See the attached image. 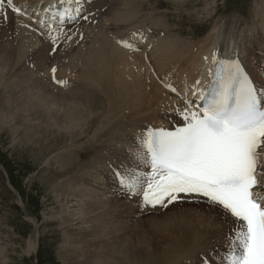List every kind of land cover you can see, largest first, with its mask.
Segmentation results:
<instances>
[{"label":"bare ground","instance_id":"6f19581e","mask_svg":"<svg viewBox=\"0 0 264 264\" xmlns=\"http://www.w3.org/2000/svg\"><path fill=\"white\" fill-rule=\"evenodd\" d=\"M104 1L13 0L16 7H19L25 13L21 16L16 15L18 22L16 24L17 31L14 34L19 38L16 65L21 68L19 64L24 61L26 55L32 56L38 62H36L38 69L43 70L46 65V71L40 75L41 77H37L40 81L45 79L46 87L41 82L37 84L40 90L49 97L41 103H38L34 96L20 98L17 108L14 111L10 110L4 120H10V123L22 127L25 137L29 141H34L36 137L39 142L45 139L48 146L50 144L53 145L55 140L58 143L62 131H66L68 136H71L70 138L75 144L74 146H76L81 142L79 138L94 127L101 134L100 137L108 135L112 140L110 148L95 151V158L84 164L79 162L78 158L80 156H77L74 150H72L71 155L63 152L57 154L56 151H51V157L47 165L48 167H53V170H58V174L60 176L63 175L60 179L64 178L65 180L64 182H59V179H57L58 182L54 183L51 179L48 187L52 192L57 191L64 195V209L61 212L65 216L62 224L66 225L64 232L66 242L75 240L82 247L84 242L82 243L81 241L85 239H77L76 236H85L87 241L90 238L91 241H88V243L94 245L91 247L96 248V250L93 248L97 252L96 254L106 259L105 263L98 257L102 264H170L171 262H174L173 264H194L199 258V253L206 246L205 241H198V244L196 241L193 251L191 248H185L184 252L177 246L176 249L174 247H166L167 252L157 250L155 253L148 255L145 261L142 260L140 262L134 259L135 255H137V252H133L135 249L132 251L131 247L130 249L122 247L124 250L121 251L119 249L120 243L129 237L123 236L131 229L129 220L131 214L128 211L134 210L135 214H138V211L143 212V209L139 206V208L134 207L136 204L124 198L118 178V181L116 179L111 180L108 175H102L101 171L93 170L91 174L87 171L94 166L93 169L103 168L102 164H106V154L111 149L106 161H112L116 164L120 161V156H122L121 161L125 165L123 169L132 170L136 167L138 173H150V170L147 172L143 170L141 161L137 158L138 153L143 151L140 147L142 137L149 128H164L171 131L183 126L185 122L180 113L189 108L190 101H194L193 109L197 107V103L202 100L204 94L212 87L215 79L212 73L220 69V66L213 62L214 54L219 60L230 61L238 58L257 86H264V78L257 62V52L259 50L253 44L248 43L250 33L260 37L264 42V14H261L264 11H259V14H257L258 10L255 11V16L257 17L254 20L257 26L255 30L250 31V25H248L247 21H242L241 17L222 18L219 20L221 22L212 28L204 40L196 45L190 44L186 48L189 49L188 51L184 50L179 53L178 49L184 47V45L181 41L173 40L170 36L163 39L160 38V42L156 40L157 38L142 36V41L140 39L137 40V45L135 46L139 50L125 48L122 42L127 41L133 44L132 28L141 25L138 13H133V10L136 9L133 7L136 5L140 6L141 0H117L116 6L113 8L111 5L109 10L106 11L105 17H102L101 8H104L108 3H112V0H108L106 4H103ZM65 3V8L72 10L74 18L69 23H65L67 21L64 20L63 25L65 26L60 27L63 25H60L59 21L53 22L52 13L60 12L63 8L62 5ZM57 19L55 17V21ZM227 19L230 20L225 22ZM41 20L45 22L43 26H41ZM94 20L98 24L97 30L88 35L89 41L87 44H82L77 48L71 44H66L53 51L44 42L36 46V38L40 36L37 35L36 37L30 30V27L36 29L38 34L41 33L43 35L44 39L52 41L49 38V31L51 30L52 35L57 36V40H59L62 39L63 34L67 35L84 30L86 25L91 22L94 23ZM75 22L81 24L79 28L71 27L75 25ZM152 41L153 43L155 42V48L150 47ZM62 42L60 41L59 44ZM34 47L36 50L39 49V51H35ZM149 47L151 52H143L144 48L148 49ZM33 50L36 52L37 58L34 57V54L32 55ZM0 54H2L3 60L1 62L0 57V63L3 64L6 61V54L4 52H0ZM62 55H66L67 58L59 59ZM144 56L146 58L151 56L150 60L154 61L153 65L155 66L153 70L145 62ZM173 56H187L189 61L184 57L180 60ZM60 60H62L60 65L53 67L58 69L56 73L57 79L69 82L67 87L54 83L52 72L49 70L50 65ZM44 75L46 78H44ZM198 81L199 83H197ZM72 85H74L73 89H71ZM172 89H175V91H172ZM26 101H29V103L24 109ZM28 113L30 119H28ZM172 118L175 119V122L172 121V124H168ZM113 143L116 144L117 148L113 146ZM67 146L66 144L64 147ZM118 149H120V152ZM142 161L147 164L146 160L142 159ZM75 172H77V175L67 176ZM80 172L82 173L80 174ZM88 177L89 181L86 183L85 180ZM113 181L114 183L111 184ZM81 184H85L84 187H87V192L93 190L88 195L97 194V197L102 200H84V196H79L82 188L78 191V187ZM109 197L110 199L108 200ZM198 198L206 201L205 198ZM184 200H188V197H185ZM126 206L128 208L126 213L128 218L125 219L126 209L124 207ZM207 209L210 212H207ZM151 211H156V209ZM204 211L207 213H201L200 218L196 213L200 221L199 226H201V221H203L202 224L208 226H212L215 223L217 230H226L230 226L231 228L235 226V228L239 229V222L230 214L218 210L216 206H211L206 202ZM78 215L80 218H78ZM90 217L92 219H100V223H95L93 226L90 225L92 226L90 229L84 230L80 228L81 224ZM125 224H129V226L124 227L123 225ZM73 226L79 227V229H74L75 227L73 228ZM195 226H197L196 223L190 222L185 227L188 231L183 235L178 232V237L174 240L185 242L184 240L193 239L198 234L197 232L195 233ZM210 230L214 231L212 227H210ZM210 230L207 231L208 235H211ZM114 238H116L115 242ZM131 242L133 241L131 240ZM125 243L121 244L124 246ZM87 247L86 245V249ZM36 248L37 244L35 241H29L27 253L34 252ZM76 248L75 254L78 249ZM200 248L201 251L199 250ZM189 251H192V253L190 252L191 255L187 254ZM145 252H139L140 256ZM79 255L81 257V254ZM100 261L98 260V262ZM73 262L70 263L72 264Z\"/></svg>","mask_w":264,"mask_h":264},{"label":"rangeland","instance_id":"374dc122","mask_svg":"<svg viewBox=\"0 0 264 264\" xmlns=\"http://www.w3.org/2000/svg\"><path fill=\"white\" fill-rule=\"evenodd\" d=\"M107 1L108 0H105L103 4H106ZM116 4L117 0H112V3L106 4L104 8L99 7L102 9V17H105V13L109 10L111 5L114 8ZM9 7L10 6H8L5 2L3 11L0 12V49L2 50H0V52H4L6 54V61L3 64L0 63V160L3 162L5 161L8 164L11 169L12 177L10 179L8 169L4 168L6 170L5 171L0 164V263L69 264L72 261H74L75 264H96V261L97 264H102V261L106 263L105 258H102L101 256L99 257L96 254V248L91 247L94 245L88 243V241H91L90 238L87 241L85 236H76L77 239H85L84 241H81L82 243L84 242L82 247L81 245L79 246L75 240H73V242H66L64 238L66 225L62 224L65 216H63L61 212L64 209V195L63 193L57 191L52 192L48 187V183L51 179L54 183H56V181L58 182L57 179H59V182H64L65 180L64 178L60 179L63 175L60 176L58 174L59 171L53 170V167H48L47 162L50 160L51 151H56L57 154L63 152L71 155L72 150H74V153H76L77 156H80L78 158L79 162L82 164L87 163L91 159L95 158V151H102L110 148L112 140L108 135L100 137L101 134L97 131V128L94 127L79 138V141L81 142L76 146H74L75 144L70 138L71 136H68L66 131H62L58 143L56 142L57 140H55L53 141V145L50 144L48 146L45 139L39 142L36 140V137L34 141H29L25 137L22 127L16 126L14 123H10V120H4L10 110L14 111L17 108L18 100L20 98H29L30 96H34L35 100L38 103H41L44 99L49 97L42 90H40V87L37 84L38 82H41V84L46 87L44 81L45 79L40 81V79L37 78L41 77L40 75L46 71V65L43 70L38 69V62L35 61L32 56L28 55H26L24 61L19 64L21 68L16 65L19 38L15 34L17 31L16 24L18 21L16 20L17 14L11 11V7ZM262 7H264V0H141L140 6H134L133 8H136L135 10L132 8L133 13H138L141 23L138 27L132 28L133 45L136 46L137 40L139 39L142 41V36H148L154 39L157 38L156 40H159V42L160 38L163 39L170 36L173 40L182 42L185 48L181 47L178 49V52L182 53L184 50H189L186 48H188L190 44L196 45L199 44L200 41L204 40L212 28L221 22L219 20L222 18L226 19L236 16L241 17L242 21H247L248 25H250V31L255 30V27L257 28L255 25L256 21H254L257 18L255 16V11L258 10L257 14H259V11H264ZM4 14L7 15V19H4ZM261 14H264V12ZM228 20L230 19H227L225 22ZM94 21V23L91 22L87 24L86 28L82 31L67 35L63 34L62 39L56 40L55 45L52 41L44 39L43 36H41V33L38 34L36 29L30 27V30L36 35V37L37 35L40 36L36 38L33 34L36 38V46L41 45L42 42H44L47 47L52 50L54 48L57 50L58 47L66 44H71L73 47L77 48L82 44H87L89 41L88 35L97 30L98 24L96 20ZM80 25L81 24L75 22V25L71 27L79 28ZM60 41L63 42L59 44ZM248 43L253 44L254 47L259 50V52H257V62L259 63L261 75L264 78V42L260 37L250 33ZM150 47L155 48V42L153 43L152 41ZM150 47L148 49L144 48L143 52H151ZM34 50L37 52L39 51V49L36 50L35 47ZM34 50L32 55L34 54V57L37 58ZM0 57L1 62H3L2 54H0ZM173 57H177L180 60L184 57L189 61L187 56ZM65 58H67V56L62 55L59 59ZM144 58L150 69L153 70L155 66L153 65L154 61L150 60L151 56L150 58H146V56H144ZM61 62L62 60L50 65L49 70H51L53 66H59ZM44 78H46V76ZM73 87L74 85L71 86V89H73ZM28 103L29 101H26L24 109L27 107ZM27 115L28 119H30L29 113ZM31 120L33 119L31 118ZM172 121L175 122V119H170L168 124H172ZM66 144L68 146L64 147ZM58 145L61 146L59 147ZM72 146L73 148H71ZM113 146L117 148L115 143H113ZM118 150L120 152V149ZM110 153L111 149H109L106 154V164H102L103 168L99 167L98 169H93L95 167L94 166L87 172H90L91 174L93 170L101 171L102 175H108L111 180L116 179V181H118L117 178L119 173H138L136 167L132 170L123 169L125 168L123 167L125 165L121 161L122 156H120L121 159L120 161L117 160L118 163L116 164L112 161H106ZM139 160L141 161V166L145 172L150 170L149 166L147 167L148 163H144L142 159ZM81 173L82 172H80V174ZM75 175H77V172L67 176L72 177ZM88 181L89 177L86 178L85 182L87 183ZM113 183L114 181L111 182V184ZM84 185L85 184H81L78 187V191L82 188L79 196H84V200H102L97 197V194L88 195V193L93 190H89L87 192V187H84ZM119 185L122 188V195H124V198H126L127 201H131L136 204L134 207L139 206L143 209V212L138 211V214H135L134 210L128 211L127 206L124 207L126 209L124 214V217L126 216L125 219L128 218V214H126L127 211L131 214L129 217L131 229L123 236L129 237L125 239V241L123 240V242H121H126L124 246L120 243L119 249H121V251H123L124 248L130 249V247L132 251L135 249L133 252H137V255H135L136 257L134 259L135 261L140 262L142 260L145 261L148 255L155 253L157 250L167 252L166 247H174L176 249L177 246L184 252L185 248H191L193 251V246L196 245V241L197 244L205 241L206 246L201 252L202 254L199 253V258L194 264H204L205 258H207L210 264H225V260L229 255L230 249L229 237L234 235L235 231L238 229L235 228V226L234 228H231L230 226L226 230H217L218 228L215 226V223L212 222V226H208L203 225V221H201V226H199L201 213L206 211L210 212L208 209L204 211L206 209V201L202 199L200 200L198 197H196L197 199L192 197L193 199L188 198V200L170 204L167 208L160 206H157L156 208L144 207L143 193L140 195H129L120 183ZM13 188H16L21 195L19 196ZM109 199L110 197L108 200ZM152 209H156V211H151ZM196 213L199 218L196 216ZM78 218H80L79 215ZM98 222L100 223V219L97 220L90 217L81 224L80 228H83L84 230L90 229ZM190 222L197 224V226H195V233H198L196 234L197 236L195 235L193 239L184 240L185 242L175 241L174 239L178 237V232L180 235H183L188 231L185 227L188 226ZM123 226L128 227L129 224H125ZM74 227L75 226H73V228ZM210 227H212L214 231L210 230ZM77 228L79 229V227ZM77 228L75 227L74 229ZM208 230L211 231V235H208ZM31 240L35 241L37 248L34 252L28 254L27 245ZM113 240L115 242L116 238ZM131 240L133 242H131ZM86 245L88 246L87 249ZM75 248L77 249L76 254ZM199 250L201 251V248ZM192 251H189L187 254L191 255ZM139 252L145 253L140 256ZM79 254H81V257ZM96 255L97 257L95 258ZM91 257L94 259L92 260ZM98 257L102 259V261H100ZM90 260H92V262H90ZM98 260L101 263L98 262ZM74 262L72 264H74ZM173 263L174 262H171L170 264Z\"/></svg>","mask_w":264,"mask_h":264},{"label":"snow or ice","instance_id":"6c2138e0","mask_svg":"<svg viewBox=\"0 0 264 264\" xmlns=\"http://www.w3.org/2000/svg\"><path fill=\"white\" fill-rule=\"evenodd\" d=\"M5 2L14 13L25 14L13 0H0V12ZM56 15L60 25L66 16L74 18L68 12ZM49 38L55 45L51 30ZM213 62L220 66L212 73L213 86L202 105L193 109L190 101L180 113L183 126L149 128L142 137L137 158L147 161L150 173H119L118 180L129 195L143 193L144 207L167 208L185 197L205 198L240 225L230 237L225 264H264V86H257L238 58L225 61L214 54ZM57 71L51 69L53 82L69 86L57 79ZM204 264H210L207 258Z\"/></svg>","mask_w":264,"mask_h":264},{"label":"trees","instance_id":"16d2710c","mask_svg":"<svg viewBox=\"0 0 264 264\" xmlns=\"http://www.w3.org/2000/svg\"><path fill=\"white\" fill-rule=\"evenodd\" d=\"M0 163L5 167V168H7L8 169V173H9V177H10V179H11V169L9 168V166H8V164L4 161H2V160H0ZM16 189V188H15ZM18 191V190H17ZM20 194V193H19ZM21 195V194H20ZM39 210V209H38ZM37 210V211H38Z\"/></svg>","mask_w":264,"mask_h":264}]
</instances>
